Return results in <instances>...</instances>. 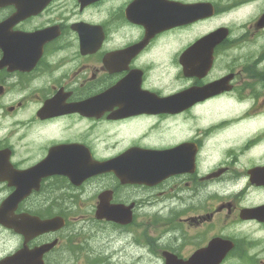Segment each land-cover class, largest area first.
<instances>
[{"label": "flooded vegetation", "instance_id": "flooded-vegetation-1", "mask_svg": "<svg viewBox=\"0 0 264 264\" xmlns=\"http://www.w3.org/2000/svg\"><path fill=\"white\" fill-rule=\"evenodd\" d=\"M115 1L98 0L88 6H81L78 0H0V208L9 200L8 207L12 212L14 209L15 214L26 213L41 218L49 217L54 208L95 211L99 196L103 191H109V205L123 204L132 212V221L126 227L93 217L95 232L109 249L103 253L106 254L105 264H114L110 258L118 231L131 232L134 239L142 233L138 242L140 249H147L146 264H166L165 255L186 260L198 251L210 249L212 252L217 247L222 249V258L217 264H264V218L241 217L242 209L264 204V158L260 157L263 161L249 168H237L236 165L241 164L242 149L252 148L255 143L244 145L239 140L224 137V127L228 123L246 122L250 119V116H246L252 112L264 114V8L261 0H225L230 3L225 7L230 9L229 12L239 7L250 13L252 3H258L255 6L256 15L243 26L244 30L238 39L232 41L239 53L236 59L227 62V72L232 74V81L228 84L230 91L212 96L180 112L143 111L123 117L117 116L123 101L116 99L107 102L101 95L130 72H140L142 88L158 96H168L192 86H203L227 73L221 67L219 73L210 74L201 80L184 79L180 73L175 77L178 88L172 91L159 89V86L154 88L155 85L150 87V63L154 62H150L149 58L156 41L172 31L205 23L213 18L161 33L137 54L127 53L126 57L121 51L140 42L144 37V29L126 18L125 8L133 0H122L118 6ZM202 1L211 2L216 12H221L219 3L214 0ZM93 12L96 14L94 18ZM84 22L102 29L105 39L98 47L92 42L80 43L74 27ZM37 32L39 35L34 36ZM227 41L216 48L217 57L213 67L220 64L222 57L219 54ZM159 43L166 45L165 41ZM110 54L116 56L108 58ZM153 54L156 55L155 49ZM235 94L237 104L244 106L245 111H238L243 109L240 105L237 109L236 106L230 108L236 114L245 113V116L234 115L230 120H225L220 113L226 112L223 108L227 107L222 103H211ZM197 108H208L206 113L218 114L217 119L209 121L207 129L204 128V132L213 135L212 140L206 142L209 143L212 157L205 173H202V158L206 143L198 134L191 137L182 135L185 132L175 124L176 120L183 119L197 125V118L193 119V112L195 114ZM261 119L264 122V117ZM147 123L156 128L160 137L168 134L172 139L160 145L137 141L145 138L144 134L137 136L136 140L132 139L137 145H157L163 149L186 143L185 155L188 156L193 148L197 151L196 170L168 176L152 187L122 185L113 172L74 185L64 174L49 172L45 164L41 167L40 171L43 172L40 177L35 180L33 167L47 159L52 160V156L55 160H84L87 150L96 160L118 155L132 144L125 141L133 138V130L138 131ZM103 125L110 126L112 134L109 137L115 143H111L109 137L103 140L123 148L113 150L114 153H102V148L90 135L92 131L100 134ZM172 125L179 129L175 131L177 134L174 133L175 138ZM261 134H264V130H261ZM255 136L256 130L246 134L244 140H254ZM257 143L264 144L261 140ZM216 160H219L218 163H215ZM253 168L258 169L256 177L249 173ZM35 183L38 184V190H34ZM178 183L184 185L182 191L173 190L172 194L165 191V186L174 188ZM229 188L232 190L224 193ZM242 191L248 194V198L239 202L242 199L238 193ZM27 192H30L29 196L21 197L22 193ZM164 194L165 201L160 204L157 197H163ZM198 195H205V200L198 198ZM215 196L218 201H210L209 198ZM145 205H153L157 209L160 223L154 227V231L160 235L154 240L160 245L159 254L150 255V235L144 234L148 221L144 212L143 218L140 214ZM138 215L141 222L136 224ZM89 217L88 213L80 216L85 223L90 224ZM75 224L29 240L0 226V238L12 243V247L2 252L0 257L23 247L25 242L29 248H34L52 240H58V244L47 253V259L52 253H81L85 240L75 236ZM111 232L113 234L110 235ZM112 244L113 249L110 248ZM235 254L243 258L239 261L233 257ZM120 264L130 263L124 260Z\"/></svg>", "mask_w": 264, "mask_h": 264}, {"label": "rangeland", "instance_id": "rangeland-1", "mask_svg": "<svg viewBox=\"0 0 264 264\" xmlns=\"http://www.w3.org/2000/svg\"><path fill=\"white\" fill-rule=\"evenodd\" d=\"M219 3V6L221 8V12L219 14L218 17H216L214 20L209 21L207 23H205L204 25H195L196 27H190V28H186V29H181V30H177L175 31L172 35L166 36L164 39L167 41H170L173 45H174V51L173 54L175 55L172 56L171 54L166 53V49L165 46L160 45L159 41H156L155 45L152 48V51L150 53V62H154L155 64L151 66L150 69V76L152 77V79L154 80V82L152 84L158 85L159 87L163 88L164 90H173L176 87V82H175V71H176V67L175 65H178L177 62V55L180 52V50L184 49L185 47H187L190 43H192L194 40H196L198 37H200L203 33H205L206 31L220 25V23H224V22H233L234 25L233 27V38H231L227 43V45H225V47H223L220 51V55L219 57L221 59L220 61V66L223 67V72L228 71L227 68V62H231L233 59H236L238 57V53H239V49L235 48L234 45V40H237L239 37L240 32H242L243 26L250 22L252 20V16L256 15V7L257 6V2L254 4L252 3V10L249 12H245L243 11L241 8L237 7L238 9L229 12L230 9L225 8L228 4L227 1L225 0H217ZM118 2V1H117ZM261 5L264 8V0H261ZM233 10V8H232ZM104 16V15H103ZM102 16V17H103ZM96 17L95 12H93L92 18ZM241 21H243V23L240 26ZM156 46V48H155ZM156 51V55L153 54V51ZM178 49V50H176ZM169 61H173V64H169ZM149 62V63H150ZM226 63V65H225ZM226 66V67H224ZM174 68V69H172ZM237 94H235L233 97L236 101H238V99L236 98ZM231 97H228L226 99L221 100L220 103L221 105L227 107L223 108V110H227L226 112L220 113L221 116H223V118L225 120H230L231 117H233L234 115L237 116H245V113L242 114H236L235 112L232 111V109L230 108V106H236L235 109H237L238 105H240L241 108L238 111H245L244 106H242L240 103L238 104H233L234 102L232 101ZM215 105V104H214ZM193 119L194 117L197 118V125H195L193 122H191L190 120H183V119H178V121L183 124L184 126H189V128L184 131L185 133H183L182 135L188 134L189 137L194 136L196 134L199 135V137H201L204 142H210L213 137V135H211L210 132H204V128L206 127L207 129V123L209 121L212 120H216L218 114L214 113H206V111L201 110V109H196L195 110V114L193 112ZM248 116H252L250 117V119L246 122H240V123H228L227 125H225L224 129V137L225 138H234L237 141L239 140V142H242V144L244 143V145L246 144H252L255 143V146L252 148H244L242 149L243 154H241L240 157V166L236 165V167H243L244 169L251 167L252 165L256 164L257 162H262L263 160L260 159V157L264 158V144L260 143L258 144V140H261L262 142H264V134H261V130H264V122L261 119L262 115L257 114L255 112L250 113ZM227 123V122H226ZM240 124V125H239ZM239 125V126H238ZM173 126V125H172ZM174 130H173V137L175 138V134H177L178 132H175L177 130H179L177 127L173 126ZM261 127V128H260ZM110 126L107 125H103L102 126V132L99 134L96 131H92L90 138L98 144V147L102 148V153H114V151H118L121 148H123L122 146H114V145H110L108 144L106 141H104L103 139L106 137H109L112 132L109 131ZM156 128L154 126H152L151 123H147L143 126V128H140L138 131L133 130V138H130L129 141H125L126 143H135L134 140H136L137 136H142V135H146L145 138L143 139H139L137 141L140 142H145V143H152V144H164V143H168L171 141L172 137H170L168 134H166L163 137H160L158 135V133L155 130ZM201 129V130H200ZM256 130V134L257 136H255L253 139L254 140H248L245 141L244 136L246 134L251 133L252 131ZM198 132V133H197ZM175 133V134H174ZM237 135H239L237 137ZM110 142L111 143H115L114 141L111 140V138L109 137ZM134 139V140H132ZM208 144H205L204 147V157L202 158V173H205L208 170L209 165H211V153H209V149H208ZM109 147L111 149L106 150V148ZM114 150V151H113ZM219 160H216L215 163H218ZM229 162V161H228ZM237 171V170H236ZM248 188V187H247ZM165 191H168L169 193H171L173 190H177V191H182L184 189V185L181 184H177V186L174 188L171 185H167L165 186ZM159 190V189H157ZM230 190H232V188H229L228 191L224 192V193H229ZM166 192V193H168ZM222 193V192H220ZM139 194V192H138ZM172 194V193H171ZM220 196V195H218ZM238 196L242 199L239 202L244 201L245 198H248V194H244V191L239 192ZM198 198H200L201 200H205V195H198ZM160 204L163 203L165 201V194L163 195V197H157ZM210 201L216 202L218 201L217 197H213V198H209ZM142 212H140L141 217L143 218V212L145 214V218H147L148 223L145 225V229H144V234L145 235H150L149 237V250H150V255H152V253H158L160 251V245L156 243V241L154 239H157L158 236L160 235V233H157L156 231H154V227H157L160 223L159 220V216L157 214V209L155 206L153 205H145L144 207L141 208ZM147 211H149L150 213H148ZM84 213H88L90 214L91 211L89 210H84V211H74V214L76 215V217H80L82 214ZM140 219V215L137 216L136 219V224H139L141 222ZM91 221H94L93 219H91ZM83 224V223H82ZM130 225V224H129ZM127 225V226H129ZM90 227V228H89ZM92 227L90 225H88V227L84 224V230L82 232H78L75 236L79 237V238H83L86 239L87 241L84 242V246L85 248L82 251V254L80 256H72V255H68L67 253L62 252L61 254H51L50 255V264H99V262L101 261L102 263H104L105 261V255L103 254L101 257H98V253L99 252H103L106 253L105 250H109L106 248L105 245H103V240H101V242L96 239L97 237L94 236L89 238L90 233H88L87 231L85 232L86 229L90 230ZM135 230V228H132ZM131 230V229H130ZM115 232V231H114ZM113 234V232L110 233V235ZM116 234V233H115ZM120 233V231L117 232V234L115 236H117L116 240H114L115 246L113 249V244L112 247H110L111 249H113V255L111 256L114 260V264H120V262L122 261H128L130 264H146L147 263V258H145V253L147 252V249L142 250L140 249L141 247L139 246L140 243L138 242V238L139 235H141L142 233H140L138 236L135 237V239L131 236V232H126L125 234ZM97 235V234H95ZM100 238V237H99ZM132 239V240H131ZM113 242V241H112ZM10 247H12V243L8 242L6 239L3 243V245L0 244V254L2 252H5L7 250L10 249ZM90 247V248H89ZM137 249V250H136ZM140 249V250H138ZM115 250H117V252H114ZM122 250V251H120ZM120 251V252H118ZM116 253V254H114ZM108 255V253H107ZM233 257H237L239 259V261L243 258V257H239L237 256V254L233 255ZM110 264V263H109ZM153 264V263H151ZM157 264V263H156Z\"/></svg>", "mask_w": 264, "mask_h": 264}, {"label": "water", "instance_id": "water-1", "mask_svg": "<svg viewBox=\"0 0 264 264\" xmlns=\"http://www.w3.org/2000/svg\"><path fill=\"white\" fill-rule=\"evenodd\" d=\"M217 34H221V33H217ZM136 173H137L136 170L135 172H131V176L128 177L127 180L135 181L137 178ZM128 182H132V181H128ZM109 213L110 211L108 210V214ZM102 214H106V213L102 212ZM50 246L51 245H48L42 248L34 249L32 251H21L18 254L10 257L9 259L0 262V264H42L41 256L43 252L48 250ZM35 252H37V254H35Z\"/></svg>", "mask_w": 264, "mask_h": 264}]
</instances>
